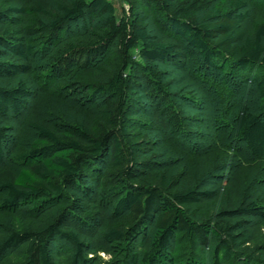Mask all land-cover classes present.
I'll return each instance as SVG.
<instances>
[{"label":"trees","instance_id":"obj_1","mask_svg":"<svg viewBox=\"0 0 264 264\" xmlns=\"http://www.w3.org/2000/svg\"><path fill=\"white\" fill-rule=\"evenodd\" d=\"M125 1L128 10L113 0H0V113L27 109L33 92L21 77L35 74L39 56L50 66L44 87L80 73L92 106L71 122L33 108L35 141L14 148L0 173V264H264V193H248L244 171L206 189L192 171L185 186L155 179L145 173L140 130L184 134L158 66L183 70L197 51L210 76L204 92L225 105L223 141L264 162V0H221L209 10L205 0ZM221 74L226 80L213 78ZM239 81L255 87L260 106L232 101ZM7 139L0 126V164ZM194 205L208 211L197 217Z\"/></svg>","mask_w":264,"mask_h":264},{"label":"rangeland","instance_id":"obj_2","mask_svg":"<svg viewBox=\"0 0 264 264\" xmlns=\"http://www.w3.org/2000/svg\"><path fill=\"white\" fill-rule=\"evenodd\" d=\"M220 1L205 0L204 7L209 10ZM113 2L117 6L119 3V6H124L127 10L130 7L125 0H113ZM138 9L147 12V9L141 5H138ZM248 10H250V17L245 25L252 28L256 22L251 3ZM158 23L157 19L151 18L149 24L153 32H156ZM202 64L204 63L199 52L191 51L190 61L183 70L164 65L158 66L167 88L172 92L174 101L183 113L186 129L182 136H171L148 125L140 129L144 145L143 156L151 160L145 173L155 179H159L162 175L174 177L178 179L181 186H185L188 182V173L192 171L194 184L206 189L217 188L220 185L227 186L225 179L237 169H241L245 173L248 193L254 194L257 191L264 193V162L254 160L242 145H233V148H237L234 152L230 146L233 143L232 139L223 141L224 132L220 131L218 125L219 120L221 122L222 116L226 114L225 105L217 104L213 94L204 92L210 90L211 86L203 80V78L210 80V76L200 68L199 65ZM49 69V62L40 56L37 57L35 74L21 77L28 82L33 92L29 106L20 115L0 113V126L8 129L7 156L5 162L0 164V173L3 172L5 166L12 164L11 154L14 148L28 149L35 141L37 131L29 122L35 106L40 107V114L44 118L61 122L74 121L78 113L92 108L82 85L83 77L80 73L72 72L65 75L63 82L59 81L53 89H50L51 87H44L43 81L45 76L46 79L50 77L48 76ZM217 75H213V78L218 82L226 80L222 74ZM237 85L232 96L233 102L240 100L242 103L254 104V106L261 105L260 98L252 84L240 82ZM225 117L232 119L229 114ZM219 143L222 145L220 146ZM212 150L215 152L213 163L209 167H202L199 163L200 157ZM14 168L18 167L14 166ZM6 180L0 182L1 197L6 195V191L2 188ZM63 206L61 205L60 208ZM191 208L197 217L208 211V208L199 205L191 206ZM102 256L104 259L110 258L105 253H102Z\"/></svg>","mask_w":264,"mask_h":264}]
</instances>
